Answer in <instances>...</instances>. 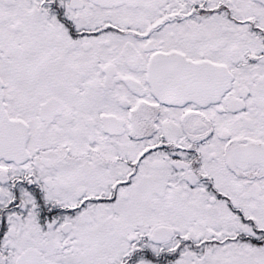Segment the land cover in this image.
Masks as SVG:
<instances>
[{
    "label": "snow or ice",
    "instance_id": "obj_1",
    "mask_svg": "<svg viewBox=\"0 0 264 264\" xmlns=\"http://www.w3.org/2000/svg\"><path fill=\"white\" fill-rule=\"evenodd\" d=\"M0 264H264V0H0Z\"/></svg>",
    "mask_w": 264,
    "mask_h": 264
}]
</instances>
